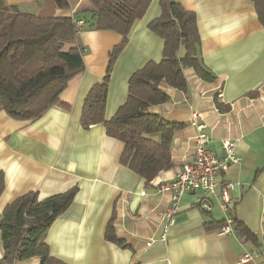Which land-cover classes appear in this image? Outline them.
<instances>
[{"label": "crops", "instance_id": "0c3cea01", "mask_svg": "<svg viewBox=\"0 0 264 264\" xmlns=\"http://www.w3.org/2000/svg\"><path fill=\"white\" fill-rule=\"evenodd\" d=\"M6 1L39 15L44 5V0ZM177 1L197 15L204 63L216 80L205 81L187 68L186 91L163 86L170 100L149 110L185 126L174 134L173 167L151 182L121 164L124 144L109 136L104 124L89 129L81 124L85 99L103 80L109 53L123 39L116 31L80 30L85 71L62 92L67 107L56 104L38 119L23 121L0 110V171L6 176L0 219L7 205L25 193L38 192L44 199L77 186L72 205L46 237L51 254L67 264H264V26L253 0ZM86 6L87 0H70L68 8L50 0L51 13L44 16L75 17ZM161 14V0H152L144 16L135 21L111 74L106 119L126 102L133 73L163 58L164 40L149 27ZM218 101L230 105V110L221 111ZM194 112L199 113L197 123L205 125L210 148L217 155L224 154V139L237 142L241 161L231 164L224 178L235 183L233 216L256 240L244 239L235 231L207 230L208 221L221 222L227 214L217 205L211 211L202 208V192L182 197L176 222L167 239L162 238L161 213L169 205V194L162 193L159 185L174 179L193 158L198 134L191 123ZM113 216L117 235L130 247L106 240ZM247 254L251 258L244 259ZM3 255L0 232V260ZM16 264L40 261L31 258Z\"/></svg>", "mask_w": 264, "mask_h": 264}, {"label": "trees", "instance_id": "16d2710c", "mask_svg": "<svg viewBox=\"0 0 264 264\" xmlns=\"http://www.w3.org/2000/svg\"><path fill=\"white\" fill-rule=\"evenodd\" d=\"M61 8L70 0H54ZM88 6L76 11L75 17L42 16L19 4L0 0V110L16 120H35L50 107L59 104L62 92L85 71V46L80 37L83 28L112 30L123 36L109 53L103 80L89 91L82 111L81 124L89 129L104 124L109 136L121 140L124 149L121 164L128 166L149 183L160 172L173 167L172 141L184 123L167 121L150 107L166 103L170 95L163 86L186 91L185 69L193 68L205 81L216 76L204 63L197 15L177 0H161L162 14L150 22V29L164 40L163 58L149 61L129 80L126 102L111 119H106L108 89L114 65L128 42L136 20L146 13L152 0H87ZM258 18L264 26V0H253ZM79 20L84 21L80 28ZM183 51V52H182ZM38 66L27 70L25 63ZM250 95H257L252 92ZM221 111L230 105L218 101ZM6 188V176L0 171V197ZM78 187L40 199L38 192L25 193L7 205L0 219L4 255L0 264L38 258L40 264H67L53 256L46 237L53 223L73 203ZM233 216V209L230 211ZM234 231L244 239L256 240L240 220L233 216ZM221 222L208 221L207 230L221 229ZM106 240L128 248L115 229L114 216L109 221Z\"/></svg>", "mask_w": 264, "mask_h": 264}, {"label": "built area", "instance_id": "2783aa9c", "mask_svg": "<svg viewBox=\"0 0 264 264\" xmlns=\"http://www.w3.org/2000/svg\"><path fill=\"white\" fill-rule=\"evenodd\" d=\"M77 25L81 28L83 20H79ZM199 113L194 112L191 116V123L198 128L195 137V150L190 162L183 165L176 177L162 182L159 189L162 193L169 194V205L162 211L164 240L168 237L170 228L176 222V216L180 210L182 197L190 192H202L201 207L211 211L215 205L227 214L226 224L220 229L221 234L234 233L233 216L230 214L234 208L231 192L235 188V183L224 178V173L231 164L239 163L240 156L236 152L237 142L231 139H224L222 147L223 155H217L210 148L211 138L205 133V125L198 124ZM151 244V243H149ZM251 258L249 254L244 259Z\"/></svg>", "mask_w": 264, "mask_h": 264}, {"label": "rangeland", "instance_id": "374dc122", "mask_svg": "<svg viewBox=\"0 0 264 264\" xmlns=\"http://www.w3.org/2000/svg\"><path fill=\"white\" fill-rule=\"evenodd\" d=\"M34 4H36V3L34 2ZM49 7H50V0H44L43 7H39V11H40L41 15H43V16L44 15H49V13H51V12H49L50 11V8ZM42 9H45L44 12H42L43 11ZM37 66H38V64L37 63H34V62H27V63H25V68L27 70L34 69Z\"/></svg>", "mask_w": 264, "mask_h": 264}]
</instances>
